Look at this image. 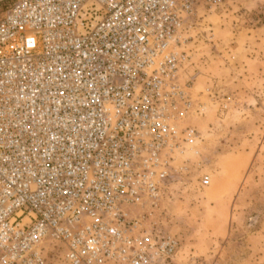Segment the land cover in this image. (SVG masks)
Here are the masks:
<instances>
[{
	"label": "built area",
	"instance_id": "1",
	"mask_svg": "<svg viewBox=\"0 0 264 264\" xmlns=\"http://www.w3.org/2000/svg\"><path fill=\"white\" fill-rule=\"evenodd\" d=\"M224 1L3 7L0 264H174L180 241L154 213L199 138L185 47Z\"/></svg>",
	"mask_w": 264,
	"mask_h": 264
},
{
	"label": "rangeland",
	"instance_id": "2",
	"mask_svg": "<svg viewBox=\"0 0 264 264\" xmlns=\"http://www.w3.org/2000/svg\"><path fill=\"white\" fill-rule=\"evenodd\" d=\"M199 13L181 75L193 108L183 123L199 138L154 217L180 241L174 264H264V0Z\"/></svg>",
	"mask_w": 264,
	"mask_h": 264
},
{
	"label": "bare ground",
	"instance_id": "3",
	"mask_svg": "<svg viewBox=\"0 0 264 264\" xmlns=\"http://www.w3.org/2000/svg\"><path fill=\"white\" fill-rule=\"evenodd\" d=\"M172 182V181H171ZM171 182H170V184H171ZM209 183V182H208ZM170 184H169V188H170ZM159 209H157L156 211H158Z\"/></svg>",
	"mask_w": 264,
	"mask_h": 264
}]
</instances>
